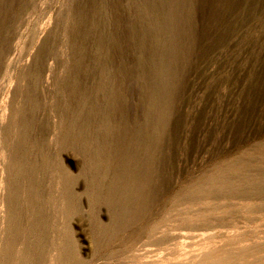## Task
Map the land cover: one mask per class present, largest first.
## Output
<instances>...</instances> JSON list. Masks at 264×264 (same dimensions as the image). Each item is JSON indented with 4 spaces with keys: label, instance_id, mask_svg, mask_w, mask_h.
<instances>
[{
    "label": "rangeland",
    "instance_id": "374dc122",
    "mask_svg": "<svg viewBox=\"0 0 264 264\" xmlns=\"http://www.w3.org/2000/svg\"><path fill=\"white\" fill-rule=\"evenodd\" d=\"M138 3L152 14L141 17ZM73 84L88 98L77 140L68 131ZM22 117L33 120L27 133ZM6 129L42 144V153L30 146L44 163L36 196L13 206L41 235L40 264H264V199L231 200L213 186L201 202L183 193L217 164L222 174L239 159L233 186L245 172L258 182L250 175L264 168V0H0L2 166ZM130 179L142 198L134 187L123 194ZM7 212L2 186L0 253ZM26 239L37 236L21 231L0 264H19Z\"/></svg>",
    "mask_w": 264,
    "mask_h": 264
},
{
    "label": "bare ground",
    "instance_id": "6f19581e",
    "mask_svg": "<svg viewBox=\"0 0 264 264\" xmlns=\"http://www.w3.org/2000/svg\"><path fill=\"white\" fill-rule=\"evenodd\" d=\"M135 1V0H134ZM144 1V0H143ZM153 1V0H152ZM141 2V1H140ZM143 5V4H142ZM146 8V6L144 7V9ZM141 4L138 3V13L142 16L144 15H151L148 11H145ZM147 9V8H146ZM157 10V9H156ZM153 11V10H152ZM155 11V10H154ZM151 12V10H150ZM154 13V12H153ZM156 16V15H154ZM154 16H153V19H154ZM162 16V15H161ZM79 18V16H78ZM80 19V18H79ZM78 19V25L80 26V24L82 23L81 19L79 20ZM152 19V17H151ZM152 19V21H153ZM157 19V18H155ZM154 22V21H153ZM157 22V21H156ZM149 24V23H148ZM152 25V24H151ZM158 30V29H157ZM99 42V41H98ZM97 42V43H98ZM157 43V42H156ZM101 43H98V47H97V50L99 49ZM159 53V52H158ZM152 58V57H151ZM152 60V59H151ZM155 61V60H154ZM153 68V67H152ZM156 71V70H155ZM157 79L158 80H162V75H163V72H165V70H163V65L162 66H159L158 70H157ZM154 74V73H153ZM34 78V74L31 76ZM75 82V81H74ZM73 82V83H74ZM161 82V81H160ZM75 84V83H74ZM73 84V85H74ZM161 84V83H160ZM157 85V84H156ZM77 86V84H76ZM76 86L74 85L73 86V91H72V94H71V97H72V100H71V105H69L67 107V110L69 112V116H70V122L68 123V131H69V134L71 135L72 139L73 140H77L78 138L80 137H84L83 136V133H85L86 129H87V123H88V116L84 114V110H85V107H87V104H88V98L86 96H84L80 91H78V88H76ZM162 86V87H161ZM160 85H158V87L160 88H157L158 90H161L162 88V91H164L165 89V86L163 85V83ZM76 88V89H75ZM152 88V87H151ZM157 90V91H158ZM151 91V90H150ZM156 91V92H157ZM153 92V91H152ZM151 92V93H152ZM148 93V92H147ZM155 94V93H153ZM165 94V93H164ZM151 96V95H150ZM162 98L163 95H160ZM166 96V95H165ZM165 96L163 97V104L165 102ZM156 97H158L156 95ZM24 98L26 99V101L28 102V107H29V110H33L35 107L37 108V105H38V101L37 99L35 98V96L33 95L32 93V89L30 90H25L24 92ZM150 97L148 96V99ZM159 98V97H158ZM155 99V98H154ZM155 101V100H153ZM152 101V102H153ZM158 99L155 101L157 102ZM162 102V100H160ZM157 102V103H160ZM154 103V102H153ZM155 103V104H157ZM155 104H153V106H156ZM162 104V103H160ZM148 105V104H147ZM165 105V104H164ZM152 106V105H151ZM150 106V107H151ZM159 106V104H158ZM156 106V109L157 107ZM161 106V105H160ZM160 106L158 107V109L160 110L159 112H157L158 114V117L160 120V122L162 123V121L164 120V117H165V113H163V109L161 111V108ZM164 107V106H163ZM35 108V109H36ZM152 109V107L150 108ZM157 111V110H156ZM154 112V110H153ZM155 114V113H154ZM156 114V115H157ZM152 115V114H151ZM155 115V116H156ZM32 116V115H30ZM154 116V115H153ZM28 119L26 118H23L22 117V124H21V128L20 131L24 132V133H27L30 131V129H32V126H33V120L31 121V117H27ZM30 118V119H29ZM155 121V120H154ZM158 124V121L156 122ZM155 125V124H153ZM157 126V125H156ZM155 127V126H154ZM24 133L18 138H16L15 136H13L11 134V131L10 129H6L4 130V135L6 136V140L5 142L3 143L2 145V149H1V152H2V155L6 154L7 156V162L6 164H4L2 166V164H0V168L3 169V173H5V176L4 178L0 179V187H5L6 191H7V206H8V212H7V217H6V223H5V227L3 229V233L5 234V238L3 240V250L1 251L0 253V257L1 259L5 260H10L12 258V251H13V247H14V240L15 238L21 233L24 234L26 233V236L27 235H35L37 236V241L29 246L27 245V239H26V249L21 253V255L19 256L18 258V263L19 264H26L27 260L32 256L34 258V261L36 262V264H40V261H41V257H42V250H41V235L40 233L38 232V229L37 227L34 226V224L32 225H29L28 228H24V224H23V218L21 219V217H18L16 216L15 212L13 211V206H19L21 203L23 204H26V205H31L33 199L35 198L36 196V193H35V188H36V184H35V181L33 179V175L36 171H38L41 167L43 168L44 167V163H43V156H42V160H38L37 158H32V149L36 151V153H42V144L38 141L36 142H33L32 144L29 143H25V140L23 141L21 138L22 136L24 135ZM138 133V132H137ZM140 133V131H139ZM114 134V133H113ZM136 135V134H135ZM140 135V134H139ZM135 137V136H134ZM133 137V138H134ZM137 139V138H136ZM139 139H140V136H139ZM138 139V140H139ZM135 140V138H134ZM141 140V139H140ZM150 141V140H149ZM148 141V142H149ZM131 142H133L131 140ZM136 142V141H135ZM138 142V141H137ZM141 142V141H140ZM27 144V145H26ZM130 144V143H129ZM138 146L141 144V143H137ZM259 144V143H258ZM128 145V144H127ZM126 145V146H127ZM145 145V144H144ZM149 145V144H148ZM30 146H32V149L30 150ZM130 146V145H129ZM135 146V145H134ZM123 147V146H122ZM139 147H144V146H139ZM134 148V147H133ZM132 148V150H134ZM126 149V148H125ZM124 149V150H125ZM136 149V147H135ZM144 149V148H143ZM131 150V151H132ZM142 150V149H141ZM145 150V149H144ZM147 150V148H146ZM150 150V149H149ZM139 151V149H138ZM135 152V150H134ZM143 152V151H142ZM140 152V153H142ZM147 152V151H146ZM145 152V153H146ZM136 153V152H135ZM138 153V152H137ZM139 153V154H140ZM245 153V152H244ZM124 154V152H123ZM142 155V154H141ZM30 156V157H29ZM129 157V155H128ZM127 157V158H128ZM133 157V155H132ZM135 157V155H134ZM139 157V156H137ZM28 158V160L26 161V159ZM130 159V158H129ZM138 159V158H137ZM250 159V158H249ZM136 160V158L134 159ZM129 161V160H128ZM132 161V160H131ZM138 161V160H137ZM136 162V161H135ZM134 162V163H135ZM141 162V161H140ZM245 162V161H244ZM145 163V162H144ZM143 163V164H144ZM227 163V162H226ZM225 163V164H226ZM230 163V162H228ZM258 163V162H257ZM224 164V163H222ZM224 164V165H225ZM234 168L233 169H242V167L239 166V159H236L235 161H233L231 163ZM262 164V163H261ZM228 165V164H227ZM130 166V165H129ZM144 166V165H143ZM142 166V167H143ZM219 165L217 164V166H215V168L213 167V170H212V173H210L208 175V173H206V176H210L209 179L207 180H202V179H199V180H196L192 186L190 187H187V188H184V195L185 196H192V195H195V194H200V193H203V195L205 196H208V194H211V193H208V187L207 186H213L216 188L217 190V193L218 195L222 196V195H226V196H229L231 197V200L232 198H236V199H239V200H242V201H246V200H249V199H254V200H260V199H264V168H257L254 170V173L252 175H250L252 178H256V180L258 182H254V180H252L250 177L247 176L246 172L245 174H243V178H241V181L243 183L242 186H233L232 184H230L231 180L232 179H235L236 177L233 175L234 173H231L232 172V168H226L224 170V173L220 174L221 172L219 170H221L219 167ZM222 166V165H221ZM220 166V167H221ZM230 166V165H229ZM145 167V166H144ZM130 169V167H128ZM127 168V169H128ZM224 168V167H223ZM120 169V167H119ZM144 169V168H143ZM210 169V168H209ZM212 169V168H211ZM142 171V169H140ZM117 171V170H116ZM125 171V170H124ZM244 171V170H243ZM120 172V171H119ZM131 171H129V174H130ZM136 172V171H133V173ZM139 175V174H137ZM141 175V174H140ZM238 175V174H237ZM241 175V174H240ZM65 176L67 177H70L67 173H65ZM131 176V174H130ZM204 176V175H203ZM207 176V178H208ZM129 177V176H127ZM140 177V176H139ZM197 177V176H196ZM202 177V176H201ZM239 177V176H238ZM138 178V176H137ZM205 178V177H204ZM254 178V179H255ZM139 179V178H138ZM141 179V177H140ZM139 179V180H140ZM144 179L145 178V175H144ZM206 179V178H205ZM118 180V178H117ZM133 179H130V180H127V182H125V186L123 187V194L126 196V197H131L130 193L132 192L131 191V188L132 185H134V183L132 184V181ZM143 180V179H142ZM240 181V180H239ZM118 182V181H117ZM143 183V181H141ZM122 184V183H120ZM139 184V183H138ZM137 185V184H136ZM142 186L141 185H138V187H134L137 188L135 190V192L133 193L132 197H138V198H142V195H141V192H142ZM214 188V189H215ZM214 191V190H213ZM180 194V193H179ZM183 195V196H184ZM202 195V196H203ZM182 196V195H181ZM213 196V195H212ZM216 196V195H215ZM214 196V197H215ZM195 197V196H194ZM200 195H198V200H200L201 202V199H199ZM209 197V196H208ZM228 197V198H229ZM71 198V194H67L65 195V199L68 200ZM193 198V197H192ZM206 198V197H205ZM204 198V199H205ZM211 198V197H210ZM220 198V197H219ZM227 198V197H226ZM197 199H194L193 198V202L194 200H197ZM215 199V198H214ZM191 200V198H190ZM197 200V201H198ZM220 200V199H219ZM222 200V199H221ZM226 200V199H225ZM229 200V199H227ZM250 200V202H251ZM192 201V200H191ZM196 201V202H197ZM223 201V200H222ZM263 201V200H262ZM199 202V201H198ZM253 202V200H252ZM11 206H12V210H11ZM192 206V205H191ZM195 206V205H193ZM198 211V210H197ZM196 227V226H195ZM194 227V228H195ZM193 228V227H192ZM202 230V229H201ZM13 233L14 234V239H8L7 236L10 234V233ZM198 232V231H197ZM7 235V236H6ZM66 236L69 238H71V234L69 232V230H66ZM3 238V237H2ZM72 252V251H71ZM66 252H63V256H65ZM74 254V253H73ZM59 259H62L63 258H59ZM66 259V258H65ZM68 260V258H67ZM60 261V260H59ZM66 262V260H64ZM63 262V261H62ZM61 263V261L59 262Z\"/></svg>",
    "mask_w": 264,
    "mask_h": 264
}]
</instances>
